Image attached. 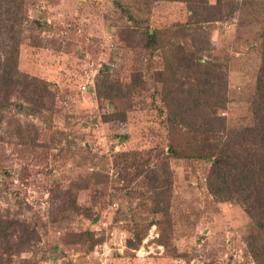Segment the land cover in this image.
Wrapping results in <instances>:
<instances>
[{
	"label": "rangeland",
	"instance_id": "rangeland-1",
	"mask_svg": "<svg viewBox=\"0 0 264 264\" xmlns=\"http://www.w3.org/2000/svg\"><path fill=\"white\" fill-rule=\"evenodd\" d=\"M202 1L17 0L0 264H264V207L207 187L258 121L264 0Z\"/></svg>",
	"mask_w": 264,
	"mask_h": 264
},
{
	"label": "trees",
	"instance_id": "trees-1",
	"mask_svg": "<svg viewBox=\"0 0 264 264\" xmlns=\"http://www.w3.org/2000/svg\"><path fill=\"white\" fill-rule=\"evenodd\" d=\"M9 1L0 0V66L2 64L5 66L8 57L11 55L10 51L16 52L20 41L17 27L21 22V9L17 5V0H11V3ZM182 1L189 3L188 10L192 12V15L197 16L199 14L202 0ZM205 9L208 10V14L210 11L216 10L210 6L208 8L203 7L201 10ZM210 15H214V12H211ZM221 16L223 17L222 11ZM262 34L263 56L257 77L256 96L253 101L255 103L253 114L258 121L254 123L253 127H248L241 132L242 136H239L238 143L228 141L223 145L222 149L213 157L207 178L210 194L222 200L238 196L244 204V210L250 216L256 208L264 207V26ZM1 53L5 56L2 61ZM5 74L8 75L7 88L15 85L18 78L16 69L11 70L10 73L6 71ZM213 87L214 84L209 81L208 89H213ZM28 94L33 95L31 92ZM168 94L173 95L174 91L171 89ZM31 100L32 98H30ZM168 106L170 109H174L172 104ZM236 144L238 149L235 148ZM170 150L173 152L172 149Z\"/></svg>",
	"mask_w": 264,
	"mask_h": 264
},
{
	"label": "built area",
	"instance_id": "built-area-1",
	"mask_svg": "<svg viewBox=\"0 0 264 264\" xmlns=\"http://www.w3.org/2000/svg\"><path fill=\"white\" fill-rule=\"evenodd\" d=\"M82 89L85 90V87H83ZM102 250H104V249H102Z\"/></svg>",
	"mask_w": 264,
	"mask_h": 264
}]
</instances>
